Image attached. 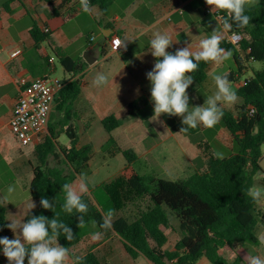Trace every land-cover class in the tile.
<instances>
[{"label": "crops", "instance_id": "crops-1", "mask_svg": "<svg viewBox=\"0 0 264 264\" xmlns=\"http://www.w3.org/2000/svg\"><path fill=\"white\" fill-rule=\"evenodd\" d=\"M53 3L52 6L46 0H13L5 8L8 0H0V205L6 208L8 223L9 219H22V222H25L24 213L31 199L36 204L34 209L39 206V201L34 200L30 194L33 170L37 166L34 150L48 135L57 137L59 146L70 148L69 140L61 142L64 135L61 133L70 129L78 139L77 147H92L87 177L92 173H102L99 162L93 171L94 160L100 153L103 158L117 159L118 163L124 164L118 171V176L122 175L127 165L123 154L114 147L104 148L110 135L104 129L102 121L111 115L120 121V127L111 133L116 143H119L118 146L122 150L133 149L138 158L136 163L146 159L154 165L164 162L165 168L163 166L161 171L164 170L168 175V166L175 162L179 170L172 174H177L178 177L185 175L179 174L181 170L184 173V167L193 169L196 162L200 166L193 169V174L204 170L207 161L215 158L214 153L218 151L228 150L231 151L230 155L235 153L233 138L221 120L217 130L202 125L193 129L194 134L206 135L210 132L214 135L219 150L209 144V140H194V134H189L187 130L181 131L187 127L182 124V117L162 114L160 122L151 120L154 115V102L151 100V82L147 73L154 68L157 58L151 55L150 40L155 32H166L173 40V44L167 49L170 53L174 54L177 49L188 45L196 51L201 39L210 36L214 29L223 30L218 18L206 11L203 0H116L106 13L98 6H92V14L77 8L76 13L71 12L69 19L63 17L71 4L54 13L53 7L57 8L61 0H53ZM34 24L41 32H44L45 28L49 29V45L35 43L31 35ZM229 33H224L222 41H227ZM114 36H118L121 42L125 41L118 52L109 50L110 41ZM92 37L94 40H91ZM74 45H77L76 56L67 52ZM51 48H58L75 60H84V53L90 52L96 61L76 76L67 74L62 67L65 74L62 81L65 84L72 79L81 81L80 96L67 112H60L57 109L58 104L55 103L48 125L52 132L47 128L44 135L31 145L22 146L12 134L9 123L20 92L25 86L37 77L50 76V73L56 70L51 60ZM18 50L21 54L13 57V53ZM254 63L256 62L245 63L248 67L243 72V75H248L246 79L252 77ZM236 67L233 56L219 66L208 62L206 80L198 84L193 79L187 89L189 110L194 106H203L205 100L216 92L213 75L231 73ZM100 72L108 76L109 83L107 86L95 87L93 80ZM241 76L235 82L236 90L245 83L246 79L242 81ZM133 103L138 104V110L134 117H129V106ZM243 104L244 101L240 98L236 105L222 107L237 114ZM101 127L104 129V135L102 142L97 143L95 134ZM203 143L207 144L205 152L201 149ZM57 155L60 156V153L57 152ZM170 159L173 162L171 164ZM108 164L110 168V163ZM9 186L15 189L11 194L7 193ZM5 195L8 196V204L2 202ZM259 209L264 216V197L260 201ZM12 236L14 239L13 232ZM92 236L85 237L73 248L70 257H75V252L83 256L92 251L100 258L97 250L101 248L103 261L110 264H130V255L128 256L122 239L116 233L103 234L98 241H94ZM261 236H264V230L258 236V245L238 246L230 256H239L243 264H246L244 257L247 254L264 257ZM197 264L211 263L206 258H201Z\"/></svg>", "mask_w": 264, "mask_h": 264}, {"label": "trees", "instance_id": "trees-1", "mask_svg": "<svg viewBox=\"0 0 264 264\" xmlns=\"http://www.w3.org/2000/svg\"><path fill=\"white\" fill-rule=\"evenodd\" d=\"M13 0H8V4ZM22 2L23 0H18ZM53 6V0H46ZM116 0H89L91 6H98L104 13ZM64 19H69L81 9L79 0H61L54 13L70 5ZM245 14L250 23L240 28L232 23L230 33L238 32L242 40L234 45L221 41L220 46L231 50L236 70L229 73L228 79L236 82L237 78L247 70L246 62L262 63V68L252 70V77L236 90L244 104L235 114L223 109L221 121L233 138L236 152L223 159L210 158L202 171H196L187 179L165 180L151 174H140L134 164L138 160L133 149L122 150L111 133L120 127V121L111 115L102 121V125L110 138L104 148L114 147L121 152L127 165L122 175L111 183L101 184L109 196L114 209L119 212L125 209L130 201L147 198L149 206L142 210L138 208L133 217L116 216L113 230L100 227L103 213L95 204L90 194L82 196L88 205L84 214L85 227L79 228L80 214L75 210L68 214L63 210L65 194L62 185L74 183L76 178L87 174L91 160L90 145L77 147L76 135L67 129L63 131L71 143V147H61L54 135L46 136L36 147L37 166L34 167V177L30 184V194L39 206L31 211L25 222L33 216L44 215L49 220L57 215V219L72 229L74 238L68 241L63 234L58 237V243L71 251L89 235L101 232L104 235L116 233L121 239L128 255L136 259L143 255L151 264H197L201 258H206L211 264H243L237 256L232 258L235 248L245 244L258 245L259 227L262 213L259 203L247 195V190L253 188L256 178L261 175L264 187V169L261 166L264 157V0L254 6H246ZM226 15V14H225ZM226 19L231 22L228 15ZM50 32H41L33 25L31 35L36 44H50ZM65 72L71 76L82 73L88 64L83 59L75 60L65 55L58 48H51ZM106 54V51L103 52ZM208 62H198L196 71L190 73L198 84L206 80ZM81 81L70 80L59 92L56 98L57 109L60 112L71 110L73 103L81 94ZM255 110V115L250 113ZM138 104L129 106V117H134ZM50 133L51 128L48 127ZM253 129L256 132L253 133ZM189 134H194L192 128H187ZM60 153V156L57 155ZM51 159L54 165L51 164ZM68 169V173L66 172ZM88 191L91 190L88 185ZM47 198L54 203V211L44 209L40 201ZM6 208L0 205V238L13 239L12 231L7 228ZM177 222V227L173 222ZM168 231L178 233L180 238L174 248L166 250L169 242ZM76 257L72 256L74 261ZM78 264H110L90 251L80 257ZM8 261L0 246V264ZM27 257L25 258V264Z\"/></svg>", "mask_w": 264, "mask_h": 264}, {"label": "clouds", "instance_id": "clouds-1", "mask_svg": "<svg viewBox=\"0 0 264 264\" xmlns=\"http://www.w3.org/2000/svg\"><path fill=\"white\" fill-rule=\"evenodd\" d=\"M83 12L92 14L93 8L89 0H79ZM210 6L212 12L223 11L228 14L231 22H223V30L214 29L210 36L201 39L198 43V49L193 51L188 45L182 49H177L174 54L167 51L173 44L172 37L168 33L159 31L153 34L150 40L151 55L156 59L154 68L147 73V78L151 82V100L154 102V115L152 121H159L162 114L168 116L182 117V124L187 128L195 129L198 125L205 128H212L219 123L224 115L222 106L236 105L240 98L232 87L228 79L229 73L213 75L216 86V92L209 96L203 106H194L189 110V95L187 89L193 83V77L190 73L198 68V62H212L219 66L229 60L233 53L220 46L224 39V33L232 29V23L237 27L243 28L249 25L250 17L245 14L246 6H251L253 0H205ZM125 41L120 42L124 45ZM162 58V59H160ZM109 78L106 74L97 73L93 85L95 87L107 86ZM255 115V110L250 113ZM162 123V122H161ZM256 129H253V133ZM217 158L223 159V154L216 152ZM88 178L81 175L78 184L65 183L62 185V191L65 194L63 204L64 212L72 214L75 210L80 214L78 227H85L84 214L88 212V205L83 202L82 196L88 192ZM15 191L14 187L9 186L7 193ZM247 195L259 203L264 197V189L249 188ZM2 202L8 204V196L2 198ZM41 206L54 211V203L47 198H42ZM36 207V204L30 200L27 203V211L24 216ZM55 212V211H54ZM55 217L49 220L44 215L33 216L27 222L21 220L9 219L10 223L6 226L14 234V239L7 237L0 238L3 255L7 258L9 264H78L80 257L73 261L70 257V250L58 243V237L63 234L68 241L74 238L72 229L67 224ZM114 210L109 209L102 217L100 227L105 230H113ZM10 216H14L11 215ZM102 233L93 234L92 239L98 241L102 238ZM260 243L264 244V236L260 237ZM246 264H264V257L260 255L247 254L244 257Z\"/></svg>", "mask_w": 264, "mask_h": 264}, {"label": "rangeland", "instance_id": "rangeland-1", "mask_svg": "<svg viewBox=\"0 0 264 264\" xmlns=\"http://www.w3.org/2000/svg\"><path fill=\"white\" fill-rule=\"evenodd\" d=\"M258 2H259V0H253V3H252L251 6L256 5ZM67 52H68V54H72L73 56H76L75 52H77V45H74L71 48H69ZM51 60L54 62L56 70L50 73V77L58 78L60 80H63L65 78V74L63 72V68H62L59 60L57 59V57L54 54L51 55ZM253 67L256 70H259V69L262 68V63L256 62V63H254ZM247 77H248V75H242L241 76L242 81H244ZM231 84H232V87L234 88V90L236 91V83L235 82H231ZM215 128L217 130L218 124H216L213 127V129H215ZM99 129H100L99 132H97L95 134V140H96L95 142H97V143L102 142V135H104V129L102 127L99 128ZM212 132L214 133L215 131H212ZM192 137L194 138V140L195 139H202V138H204L205 140H209V142H210L209 144H212L213 147H215L216 149L219 150L218 146L216 145L217 142L214 139V135H211L210 132L208 134H206V135L205 134H200V133H195ZM67 140H68V138L66 137V135H62L61 142H64V141H67ZM117 144L119 145V143H117ZM203 145L204 146L201 147V149H202L203 152H205L206 148H207V144L203 143ZM236 151L237 150L235 148L234 152H236ZM218 152L222 153L223 157L227 156L228 154L229 155L231 154V151H228V150L218 151ZM96 156L97 157L95 158L94 163H93V171H95L96 164H97V162H99L101 170H102V173H100V174L92 173V174L89 175V177H87L88 181H89L88 185L91 188V190L88 191V193L90 194V196L93 199V201L95 202V204L102 211V213L105 214L109 209H113L114 213H115L114 218L116 216H125V217H128V218H131V217L134 216L135 213H137L138 208H141L142 210L147 209V207L149 206V202H148L147 198H143L141 200L130 201L129 203H127L125 209H123L122 211L117 212L114 209L113 204H112L108 194L102 188H99V186L101 184L111 183L114 179L120 177L121 175L118 176V174H119L118 171H119L120 168H122L124 166V164L118 163L117 159L103 158L101 153L97 154ZM122 159H124V158L122 157ZM263 160H264V158L262 159V162H263ZM147 161L148 160L146 159V160L141 161V162H137V163L135 162V164H134L135 170L138 171L140 174H151V175H155V176H157L159 178H162V179H165V180H171V181L182 180V179L189 178L193 174V169H195L196 166H200V165H198L199 163L196 162V163H194V167H192L193 169H189V167L188 168L184 167V169L182 168L183 170H185L184 173H182L183 171L181 170V172H179V174L181 173V174H185V175H182V176L178 175V177H177V174L173 175L172 173H176V171L179 170V167L177 166L176 162L175 163L171 162V159H170V164L173 163L174 165L171 164L167 168V172L169 171L170 175H168L166 172H164V170L161 171L163 166L165 168V163L164 162L160 163V164L156 163L154 165L152 163L150 164V162H147ZM108 163H110V166H111L110 168L108 167V165H109ZM51 164L54 165V161L52 159H51ZM181 164H182V162H181ZM263 164H264V162H263ZM66 172L68 173V169H66ZM261 180H262V176L259 175L256 178V180H255V184H254L255 188L264 189V187L261 184ZM78 182H79V178H76V180L74 181L73 184H78ZM173 222H174V224L177 227L178 224H177L175 219H173ZM263 230H264V216H262L260 218V227L258 229L257 235L260 236V234H261V232ZM167 234H168V237H169V242L166 245L165 249L166 250H171V249L174 248V245H175L176 241L180 238V235L178 233H174L172 231H168ZM97 252H98L100 258L102 259V257H101L102 256V250H101V248H98ZM74 256L75 257L76 256L80 257V256H82V254L75 252ZM129 263L130 264H149V262H147V260H146V258L144 256H139L136 259H133V258L130 257V262Z\"/></svg>", "mask_w": 264, "mask_h": 264}, {"label": "built area", "instance_id": "built-area-1", "mask_svg": "<svg viewBox=\"0 0 264 264\" xmlns=\"http://www.w3.org/2000/svg\"><path fill=\"white\" fill-rule=\"evenodd\" d=\"M206 11L213 13L222 23L226 20V15L221 11L212 12L209 5L203 0ZM44 32H49L48 28ZM94 40V37L91 38ZM242 40V35L238 32L229 33L227 41L234 45ZM121 39L118 36L112 37L110 41V52H118L121 49ZM21 51H15L13 57H17ZM64 81L50 76L37 77L33 79L20 92L9 127L22 146H29L39 139L46 132L51 113L56 103L59 92L65 87Z\"/></svg>", "mask_w": 264, "mask_h": 264}, {"label": "water", "instance_id": "water-1", "mask_svg": "<svg viewBox=\"0 0 264 264\" xmlns=\"http://www.w3.org/2000/svg\"><path fill=\"white\" fill-rule=\"evenodd\" d=\"M84 60L86 61V63L88 65H92L96 61V58H93L90 52H86V53H84ZM263 162H264V160H263ZM263 162L261 163V166L264 169Z\"/></svg>", "mask_w": 264, "mask_h": 264}]
</instances>
